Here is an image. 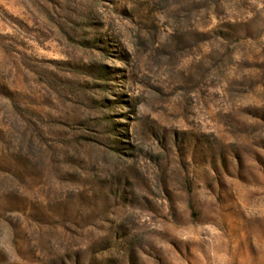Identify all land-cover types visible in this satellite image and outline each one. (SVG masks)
Returning a JSON list of instances; mask_svg holds the SVG:
<instances>
[{"label":"rangeland","instance_id":"rangeland-1","mask_svg":"<svg viewBox=\"0 0 264 264\" xmlns=\"http://www.w3.org/2000/svg\"><path fill=\"white\" fill-rule=\"evenodd\" d=\"M0 264H264V0H0Z\"/></svg>","mask_w":264,"mask_h":264}]
</instances>
